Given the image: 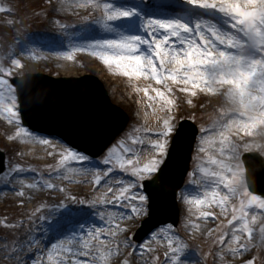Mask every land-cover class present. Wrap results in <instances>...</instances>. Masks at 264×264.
Masks as SVG:
<instances>
[{"label":"snow or ice","instance_id":"obj_1","mask_svg":"<svg viewBox=\"0 0 264 264\" xmlns=\"http://www.w3.org/2000/svg\"><path fill=\"white\" fill-rule=\"evenodd\" d=\"M76 6L100 10L95 18L85 15L82 19L87 22L88 30L98 29L103 35L70 44L69 50L55 55L74 60L75 53L90 52L114 73L135 79H153L163 87L148 86L137 91L142 90L148 96L149 104L160 103L161 110L171 111L175 107L176 101L169 95L174 94V86L192 97L208 93L224 98L215 121L200 128L197 163L190 173L191 184L196 186V190L189 191L184 199L190 215L197 218L219 219L212 210L214 207L225 216L230 215L227 220L229 231H221L216 240L221 248V257L225 255L224 248L235 256L243 255L252 247H264V226L258 230L251 226L259 215H264L258 211L264 210V195L257 194L251 187L244 157L245 152L254 150L264 155V140L245 139L264 138V0H168L151 6L121 4L117 0H77ZM0 11L11 13L13 9L0 5ZM56 23L71 40L68 29L73 26L60 20ZM28 54L36 55L32 51ZM11 64L24 68V63L17 58H13ZM12 74L13 68L0 62V116H4L8 123L21 124L16 85L6 78ZM187 102L192 103L191 100ZM156 111L153 106L152 112ZM174 119L171 115L165 117L163 128L155 133L151 128L135 129L118 142L119 147L108 149L103 160L89 169L94 173V183L107 188L96 199L82 200L68 192L66 200L70 203L41 204L37 211L47 208L43 218L48 220L57 215L61 218L82 216L83 210L73 208V204H130L133 215H147L149 194L143 189L147 188L148 178H151L155 190L161 193L165 190L167 170L162 165L169 155L168 138L175 128ZM138 131L147 134V143L145 137L135 135ZM16 136L34 138L38 143L56 147L50 138L37 137L26 126L19 127ZM176 139L178 141L179 137ZM144 151L158 155H151L148 162L141 164L140 157ZM70 161L90 162L91 157L74 147L64 148L56 165V175L63 176L65 172L81 174V170L69 166ZM117 169L120 175H114ZM11 171L19 176L36 169L31 166L25 169L23 165L16 164ZM123 173L130 174L131 182L122 178ZM198 175L199 179L196 178ZM64 178L70 179L69 176ZM113 180L115 184H112ZM20 182L23 186L17 191L22 197L26 194L25 188L67 191L43 173L35 181L29 182L21 177ZM130 189L137 191L130 192ZM133 200L137 203H131ZM20 203L23 204L24 200ZM96 215L104 220L106 214L97 210ZM128 218L126 213L116 216L113 212L106 227L92 225L84 231L80 226V232L69 231L51 245L47 259L54 264H108L111 256L119 254L120 249L118 243L107 249L104 245L119 231H127V227L121 228L117 220ZM188 223L195 230L200 228L194 220L190 219ZM4 226L9 227L7 220ZM113 228L117 231L113 232ZM106 231L108 236L104 235ZM212 231L208 230L209 236ZM254 235L258 237L259 244L253 242ZM152 236L166 244L165 264H188L189 245L174 232L172 225L160 229L159 234L153 232ZM129 243L125 239V246ZM136 250L143 251L139 246ZM147 252L151 253L152 249L147 248ZM154 259L159 260V256ZM255 259L253 257L244 264H255ZM124 264H130V261L126 260Z\"/></svg>","mask_w":264,"mask_h":264},{"label":"rangeland","instance_id":"obj_2","mask_svg":"<svg viewBox=\"0 0 264 264\" xmlns=\"http://www.w3.org/2000/svg\"><path fill=\"white\" fill-rule=\"evenodd\" d=\"M154 4H162L168 2V0H153ZM56 0H0V5H7L10 6L13 11L11 13L0 11V62H2L5 66H10L13 68V74L9 77H6L11 81L14 77H21L27 73H44L50 76H55L57 78H70V77H84L86 75L95 76L99 73L98 70H102V68H105V64H103L102 61L99 60L98 57L92 56L90 52H77L75 53V59L74 60H68L63 57L56 58L58 60L49 61L44 58L45 53L44 49L49 47H57L58 49L63 48L62 51L69 50L70 44H75L69 42L68 44H64V36L63 32L59 28V25L56 23V20H60L63 23L72 25L73 27L69 28L74 29L77 26H86L87 22L83 21L82 17L85 15H90L93 18L95 16L99 15V11L93 10L91 7L88 8H81L71 10V15L66 18H60L57 9L54 8ZM121 4H142L144 6H151L154 4H151L149 0H132V1H124V2H118ZM6 15H5V14ZM5 15V16H4ZM9 21H14L15 23H9ZM68 30V31H69ZM72 32V31H71ZM70 32V33H71ZM83 43V42H82ZM67 45V47H66ZM19 46H27L28 51H32L36 53V56L32 57V55L27 54V60H24V68H16L14 65L11 64V61L13 58H15L16 53L18 51ZM40 58H44V61H42ZM82 60L86 61L85 64L82 65ZM95 62L96 64H94ZM68 63L72 74L69 70H63L61 64ZM88 63H91L88 65ZM93 67H96L93 68ZM112 73L106 71L105 73L108 75H112V78L117 77H123L120 73ZM71 75V76H70ZM100 81V83L103 85L104 89H108L104 86V83L100 80L99 77H97ZM148 86L152 87H159L163 85L156 84L153 79L147 78ZM161 87V88H162ZM143 89V88H141ZM174 90L175 86H174ZM151 92V88L149 89ZM138 94L143 97L145 93L141 90L138 92ZM152 95H155L154 92H152ZM169 95H172L173 99L176 101L175 107L172 109V111L177 113V116L175 117L173 123L175 125L174 131L170 134L169 139V145L168 148H170L172 138L176 133V130L178 128L179 123L184 119H189L193 121L199 129V135L197 137V142L195 144V149L193 152V157L191 161L190 170L185 178L184 185L182 189H180L178 193V201H179V209H180V222L177 227L173 226V230L176 234H178L188 245V264H219L216 256L219 253L218 250H220V245L216 243L217 237L221 234V231H229V227L227 225V220L230 218L229 216H225L219 208H213L212 210L216 212L219 219H211L210 223L213 224L212 228V235H206L202 236L200 232L199 234H193L194 237H192V233H194L195 229L192 228V226L188 223L189 220H194L197 222V217L190 215L189 212V206L185 202L184 197L186 196L185 191L191 190L195 186L191 184L192 177L190 173L193 171V169L196 166L197 160H196V154H197V145L200 137V128L201 126H207L211 125L217 115H218V108L224 104V98L220 95H212L208 93H199L197 96L193 97L194 100L192 103L188 104L189 98H192L188 93L179 92L178 90L174 91L173 93H170ZM181 97L183 99H186L187 101L181 103L180 99ZM212 97H218V99H211ZM110 101L118 106L119 108H122L127 114L130 120L129 123H127V127L125 131L118 136L115 141L108 147L111 148L113 146L119 147L118 142L121 139H124L127 135L132 134L135 129H142L143 125L140 122L138 118L135 116V111L133 106H129L128 103H120L117 100ZM189 105V106H188ZM20 109V108H19ZM194 117V119H193ZM17 124V128L15 129V135L13 139H10L6 134L9 130V123L7 119H4V117L0 116V150H2L6 155V169L4 173L0 175V187L6 184H9L11 180L15 177L16 173L14 171H11L15 168L16 164H21L25 167V169H28L29 166L36 169V171H31L28 175L29 178L37 180L40 173H43L45 177L51 178V180L55 176V169L56 165L58 164L59 157L61 153H55L54 157L46 158L47 163L48 162H55L54 164L49 163L46 165V163L43 164H37L32 161H29L23 152V149L20 147V145H17L16 142L19 140L20 137L16 136L17 129L21 126H24L23 123ZM135 135L141 136V131L135 132ZM39 136V135H37ZM43 137V136H39ZM51 140H54L57 142V144L63 145L64 148L68 147L69 145L66 144L62 139H59L57 137H50ZM246 139V137H245ZM264 140V138H260V141ZM15 143V144H14ZM126 143H130V141H126ZM139 146V145H136ZM108 149L104 152V154L98 158L91 157L90 162H85L83 164V167L94 166L98 163H100L103 160V157L107 154ZM257 152V151H253ZM84 153V152H82ZM248 153V152H245ZM244 153V154H245ZM264 157V155H262ZM166 159V158H165ZM164 159V160H165ZM72 162V161H70ZM52 167H49V166ZM116 171V170H115ZM117 171H119L117 169ZM7 173V175H5ZM114 175H120L114 173ZM122 178H126L131 182V176L128 173H123ZM151 179V178H148ZM47 189V188H40V190ZM6 190V189H4ZM26 190H32V189H26ZM144 191V189H143ZM2 190L0 189V243L6 244L7 241H14V231L17 230L19 225L23 224L24 221L29 217L31 210H28L29 207L32 205V201H27L23 204L21 203H14L12 201V198L10 196H6L5 193H1ZM56 193H60L57 190H55ZM74 196H77L78 198L82 200H94L95 195L90 193H79L74 194L71 193ZM52 195H48L47 199L41 200V203L36 206V209L40 207L41 204L51 205L56 204L53 200ZM66 200V197L65 199ZM135 203L137 201L134 200ZM236 202V201H234ZM70 203V202H69ZM25 205L26 211L23 210ZM89 204H73L72 207L76 209H84ZM149 205V201H148ZM264 212V210H258ZM48 212V209L45 208L41 211H37L34 213V217L36 216H43ZM149 213V208H148ZM132 216L130 220L131 227L127 228V231L125 233V239H128L130 241V244L132 246H139L142 243L149 242L150 237L152 234L142 243H138L134 241L133 237L136 232V230L141 226V222L147 218L148 216ZM7 220L9 227L4 226V221ZM14 225V226H12ZM72 229L74 227L78 226V222L73 220V223H71ZM69 225V227L71 226ZM168 225H163L156 229L154 232L159 231L160 229L167 228ZM264 226V215H261L260 218V224L258 226V229ZM257 229V230H258ZM257 239L256 244H259L258 237L255 236ZM243 242V239H242ZM149 248L152 249V252H145L147 259V264H163L165 262V250L167 249L166 245L163 243H157L154 245H151ZM254 253L252 254L251 258L255 257V264H264V247H253ZM47 255V252L42 248L37 251L36 259H45ZM190 255H193L194 257L191 258ZM156 256H159V260H155L154 258ZM121 260L118 261V264H124V261H130V264H134L130 257V253H126L121 256ZM37 260V261H38ZM248 261V260H246ZM244 261V262H246ZM40 261H38L39 263ZM244 262L242 264H244ZM0 264H7L4 261H0Z\"/></svg>","mask_w":264,"mask_h":264},{"label":"bare ground","instance_id":"obj_3","mask_svg":"<svg viewBox=\"0 0 264 264\" xmlns=\"http://www.w3.org/2000/svg\"><path fill=\"white\" fill-rule=\"evenodd\" d=\"M124 2L125 0H117V2ZM127 1V0H126ZM132 1V0H128ZM54 8L57 9L58 14L60 18H66L71 15L70 11L75 9H80V7H77V0H56ZM99 12L100 10L97 9ZM5 14V13H4ZM6 15V14H5ZM4 15V16H5ZM69 30V29H68ZM72 31V32H71ZM72 38L69 39L68 36L64 35V44L71 43H82L86 40L92 39V38H99L103 33H101L98 29L95 31H90L86 26H77L74 29H70L68 31ZM67 47V45H66ZM63 48L58 49L56 46L45 48L44 58L49 61H56L59 58V56L55 55L56 52L62 51ZM29 53L27 46H19L18 51L16 53L15 58L20 59L22 62L24 60H27V54ZM36 56V55H35ZM34 57V56H32ZM44 58H40L42 61H44ZM82 65L86 63V61L82 60ZM96 64L95 62H93ZM3 64V63H2ZM91 63H88L90 65ZM4 65V64H3ZM5 66V65H4ZM63 70H69L68 68L69 64H61ZM11 67V65H10ZM171 67V65L169 66ZM96 69V67H93ZM72 74L71 70H69ZM99 73L96 75L100 78V80L104 83V86L108 89L109 96L112 100H117L118 102L122 103H128L129 106H133L135 111V116L140 120V122L143 125V128H151L154 130V133L156 131H159L163 128L162 120L171 115L176 117L177 113L174 111H168V110H161V104L157 102H153L152 104H149L148 96L145 94L143 97H141L137 91V89H141L144 87H148L147 78H129L127 76L123 77H117L112 78V75H108L105 72L108 71L112 73L111 69L108 66H105V68H102V70H98ZM71 76V75H70ZM67 78V77H66ZM69 78V77H68ZM162 87V86H159ZM176 91V90H174ZM191 101L194 100V98H189ZM211 99H218V97H212ZM181 103L187 101L186 99H183L181 97L180 99ZM189 104V103H188ZM156 107L157 111L155 113L152 112V107ZM189 106V105H188ZM4 117V116H1ZM159 117V119H158ZM4 119H6L4 117ZM27 127V126H26ZM17 128V124L9 123V130L7 131L8 137H14L15 135V129ZM29 128V127H28ZM31 130V128H29ZM39 136L43 137H49V134L44 133L45 135L36 133V130H31ZM41 133V132H39ZM37 136V137H39ZM51 136V135H50ZM141 137L146 138L147 143V134L141 131ZM152 138H155L153 136ZM261 137H246V140L249 139H255L257 141H260ZM52 139V138H50ZM54 144H56L55 148H52L49 145H43L41 143L36 142L34 138H19V140L16 142L17 145H20V147L23 149V152L25 154V157L34 163L37 164H43L46 163L48 165L49 163L54 164L55 162H48L46 161V158H51L54 155H49V153H61V151L64 149L63 145L57 144L54 140H52ZM15 144V143H14ZM138 149L140 146H136ZM151 155H158L156 153H150L148 151H144L141 153L140 157V163H146L150 159ZM85 162H69V166L75 167L79 170H81V174L77 173H67L65 172L63 176L56 175L52 179V182L57 185H63L64 188L67 190L66 192L56 193L55 190L50 189H32V190H26L25 188V196H20L18 194V189L22 187L20 180L21 177L24 179H27L29 182L35 181L34 179L29 178V174L31 171H25L23 173H20L19 176L15 175L13 180L10 181L9 184L3 185L0 187L2 190L1 193H5L6 196H10L12 198V201L14 203H20L21 200H24V203L27 201H32V205L29 207L28 210H31L32 213H30L28 219L24 221L23 224L19 225L17 230L14 231V241H7L6 244L0 243V261H4L7 264H54V261H49L47 259V256L45 259H36V254L39 249H44L47 254L49 251H51V245L56 243L58 240L62 239L64 236L68 234L69 231L72 232H80L81 227L84 231L88 230L92 225H95L96 227H106L108 224V217L112 215L113 212L116 213V216H120L122 214H128V219H119L117 220V223L120 224L121 228H124L125 226L127 228L131 227L130 220L132 216H134L131 213V205H122V204H107V205H96L91 206L88 205L83 209V215L82 216H76L74 218H61L60 215L55 216L54 218H49L48 220H45L43 216H36L34 217V213L37 212L36 206L41 203V200L47 199L48 195H52L53 201L57 204L60 202H69L67 200H64L67 193H90L92 192L93 195H95L94 199L98 197L100 193L106 192L107 188H100L94 183V173L89 171L91 166L83 167ZM44 165V164H43ZM59 171L63 172V169H60ZM114 173L120 174L119 171H115ZM65 176H69L70 179H65ZM199 179V175L196 177ZM130 182V181H129ZM116 181L113 180L112 184H115ZM6 189V190H4ZM196 186L192 188L191 190L185 191L186 195L189 191H195ZM137 191V189H130V192ZM30 194V196H29ZM111 195V194H109ZM131 203H135L134 200ZM215 208V207H214ZM27 208H24L23 210L26 211ZM97 210H99L102 213H105V219L101 220L100 216L96 215ZM1 215V214H0ZM1 217V216H0ZM113 219H116L115 216L112 217ZM260 218L261 215L257 217V220L255 223H253L251 226L254 229H258V226L260 224ZM212 218H209L208 220H204L203 218H197V223L200 225V228L198 230H195L193 234H200L202 236L208 235V230L213 228V224L210 223V220ZM73 220L78 222V226L71 228L73 223ZM69 225H71L69 227ZM166 228V227H165ZM163 228V229H165ZM113 232H116L117 230L115 228L112 229ZM125 231H119L117 235L111 239L108 240L107 243L104 245L105 249L110 248L113 246L114 243H118L119 246V254H114L111 256V258L108 261V264H118V261L121 260V256L130 253V257L134 264H147L146 259L147 256L145 252L147 253V248H149L151 245L157 244V243H163L166 245L163 241H157V239L153 238V236L150 237L149 242H145L139 245V249H142L143 251L136 250L138 246H132L130 243L128 246H125ZM159 234V231H157ZM108 232L106 231L104 233L105 236H108ZM246 235V234H243ZM242 235V239H243ZM256 235H254L253 242L256 243L257 239L255 238ZM96 243H99V240L96 241ZM236 245H233L235 247ZM221 250V249H220ZM220 250H218V254L216 256V259L219 264H242L244 261L249 260L254 253L253 247L243 255H230L228 254L227 248L222 249L225 253L223 257L220 256ZM168 251V249L165 250V252ZM189 255V253H188ZM191 258H193V255H190ZM88 259H91V257H88ZM40 261L38 263V261ZM165 264V262L163 263Z\"/></svg>","mask_w":264,"mask_h":264},{"label":"water","instance_id":"obj_4","mask_svg":"<svg viewBox=\"0 0 264 264\" xmlns=\"http://www.w3.org/2000/svg\"><path fill=\"white\" fill-rule=\"evenodd\" d=\"M44 78L42 75L28 74L12 79L19 92L26 124L33 123L60 131L73 146L95 156L100 155L125 129L127 116L110 102L101 85L91 83L95 80L93 76H86L81 81L60 80L64 84L57 82L52 85ZM197 134V128L191 121L181 123L162 166L167 170L165 190L162 193L155 190L151 181L145 188L151 198V212L138 231L136 240L142 241L160 225L170 222L178 224L177 193L188 173ZM244 157L251 187L257 194L264 195V158L258 153ZM4 161V155L0 152V174L5 169Z\"/></svg>","mask_w":264,"mask_h":264}]
</instances>
